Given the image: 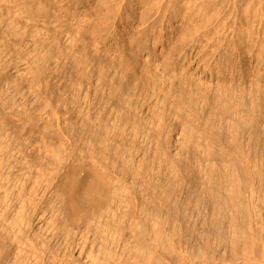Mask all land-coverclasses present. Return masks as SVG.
<instances>
[{
  "label": "rangeland",
  "instance_id": "374dc122",
  "mask_svg": "<svg viewBox=\"0 0 264 264\" xmlns=\"http://www.w3.org/2000/svg\"><path fill=\"white\" fill-rule=\"evenodd\" d=\"M156 1L158 10L149 11L148 20L141 22L136 17L137 0H0V34L9 38L5 25L10 14L21 26L48 33L50 42L56 38L51 43L56 48L48 51L53 55L59 47L69 50L73 37L79 36L76 31L86 27L78 46L71 44V54L97 59L99 67L91 78L97 89L85 87L80 97L87 92L90 98L94 94L107 96L109 90L99 91L97 86L102 77L99 71L104 68V82L116 80L123 87L115 91L113 104H106L105 113L101 112L102 118L108 115L103 118L107 124L104 134H109L116 117L124 114L123 101L128 96L133 99V120L141 122L148 134L123 137L120 142L133 147L131 154L130 150L124 152L117 161L112 152L102 148L104 143H94L93 136L73 139V128L79 133L82 120L78 113L71 114L72 57L68 62L60 57L57 72L42 73L44 97L32 80L37 54L31 48L40 43L44 53L48 46L41 42L45 41L41 36L36 43L24 40V49L16 47L15 51L9 43L12 50L0 53V242H10L8 255L2 253L8 256L4 264H256L252 256L263 252L264 50L263 62L256 57L258 46L246 53L249 27L244 20L233 23L229 17L234 15L233 0H203V5L201 0H178L182 12L192 13V23L175 24L172 31L164 19L169 0ZM42 4L45 8L40 9ZM40 10L47 12L45 18L36 15ZM241 10L236 11L238 20L244 16ZM61 18L66 22L63 29L58 27ZM68 27L72 33L67 35L64 28ZM57 29L64 31L57 35ZM125 49L135 56L132 68L120 62ZM57 60L52 56L50 67L54 68ZM78 104L84 103H73L76 111ZM97 112L100 103L91 109L92 117ZM88 155L92 161H102L96 168L108 175L109 181L128 185L121 194L124 198L131 194L130 189L141 195L139 188L150 183L182 188L177 193L183 199L178 215L172 209L161 213L165 219L155 215L144 219L137 214L132 223L120 219L115 225L111 221L108 231L106 227L97 229L107 219L101 218L106 206L96 212L90 209L88 219L80 216V222L78 218L81 231L72 234L73 238L68 236L76 245L66 248L63 220L56 210L60 205L58 185L71 173V164L91 161ZM107 163L121 171L108 170ZM183 247L188 253L182 258L176 253ZM257 254L260 259L261 253Z\"/></svg>",
  "mask_w": 264,
  "mask_h": 264
},
{
  "label": "bare ground",
  "instance_id": "6f19581e",
  "mask_svg": "<svg viewBox=\"0 0 264 264\" xmlns=\"http://www.w3.org/2000/svg\"><path fill=\"white\" fill-rule=\"evenodd\" d=\"M38 1V0H37ZM103 1V0H102ZM108 1V0H107ZM110 1V0H109ZM177 1L178 0H169L168 1V4H166V6L164 7V10L166 11V15H164V19L167 23L168 26H170V30L172 31V28L175 27L176 25L175 24H188V23H192V19H191V14L192 13H187L186 12H182L181 9L179 8V5L177 4ZM138 4L135 8L136 10V13H137V18H139V20L141 22H146L148 20V13L149 11L153 10V9H156L158 10L159 8V1H154L153 0V3L152 0H137ZM240 0H233L232 2V13H234V15H231L229 17H231L233 19V23L234 22H239L241 20H244L246 22V24L248 25V29H249V32H248V41L250 43V45H248V48L245 47L247 50H246V53L248 52V54H250L252 52V50L257 46V60L259 59L261 62H263V48H264V0H243V3L240 5L239 4ZM109 3V2H107ZM106 3V4H107ZM103 4V3H101ZM105 4V2H104ZM112 4V3H111ZM110 4V5H111ZM201 5L204 4V1L201 0ZM18 5V4H17ZM39 5V4H38ZM44 5V7H40V9L42 8H45V4H42V6ZM37 6V5H36ZM106 6V5H105ZM113 8V5L111 6ZM115 7V6H114ZM242 7V10L241 8ZM134 8V7H133ZM20 9V8H19ZM26 9V8H25ZM107 9H111V8H107ZM106 9V11H107ZM38 10V9H37ZM114 10V9H113ZM133 10V9H131ZM238 10H241L244 12V16L243 18H241L240 20L237 19V13L236 11ZM111 11V10H109ZM108 11V12H109ZM115 11V10H114ZM240 11V12H241ZM106 12V13H108ZM133 12L135 13V11L133 10ZM39 14H36L38 15L39 18H45L47 15H46V11L45 10H40L38 12ZM111 13V12H110ZM115 13V12H114ZM164 13V12H163ZM162 13V14H163ZM8 14V13H7ZM19 14V13H18ZM129 14V13H128ZM241 14V13H240ZM239 14V15H240ZM243 14V13H242ZM13 15V13H12ZM77 16V15H76ZM74 16V17H76ZM237 16V17H236ZM7 19H8V24L6 23V29H7V37L3 36L2 34H0V39L1 42H0V53H9V43H11V45H13V49L15 51L16 47H18V49H20L19 47H23L24 49V46L26 44H23L24 40H33L35 41L34 43L38 42L37 41V38H39L40 36L43 38V41L45 42H41V43H46V46H48V49L45 50L44 53H42V50H43V46H40V45H35L33 48H31L32 50H34V52L36 51V61H34L33 65V71H34V78L32 80L35 81L36 85H37V92L44 96L47 95L46 94V90H45V87H43L42 83H41V75L43 72H45L47 70H49V72L51 71L52 73L55 71L57 72V70L59 69V66H60V60L59 58L63 56L64 59L68 61H71V57H72V61L71 64L73 65V68H75V70L71 71V76L73 75V77H71V103H72V107H71V114H74L76 112L77 114V118L78 120H82L80 121L81 124L79 125L80 130L79 133L77 132V128H73V132L71 134V137H74L73 139H77L78 138H81V137H89V135L92 137L93 136V139L94 140V143L95 142H99V143H104V145H102V148H104V150L106 151H109V152H112V154H114L116 157V161H117V156L118 155H123L122 153L124 152H127L129 151L130 154H131V147H133V145L131 146V143L130 144H126V143H121L123 137L125 136H130L131 134H133L132 136L135 137V135H141L142 132L145 133L143 130H142V124L141 122H136L135 120H133V117L131 116V112H132V105H133V99H131L132 96H128L127 98V101H123L125 102V108H124V114L122 116H117L116 119L114 120V125L112 128H108V131H109V134H104V129H106L105 127H107V124L106 123H103V118H106V117H103L102 118V114L101 112L105 110V106L106 104L110 103V104H113V101L115 100V91H120L122 90V85L121 83H119V86L117 85L116 83V80L115 82H104V73H105V70L104 68L102 70H100L99 72L100 73V77L98 79V84L97 86H100L99 91L100 89H108V93L107 96L105 98H102L99 97V94H98V97H97V94H94L92 98H90L89 96V93H85L83 95V97H80V94L79 92L82 91L85 87H87L86 89H94L96 90L97 87H94L92 84H91V78H94L95 77V73H96V69L99 67V65L97 64V62H99V60L97 59H94V58H89V57H86V56H83L82 55V58H77L75 55H72L71 54V44L69 46V50H65L63 48V50H59L60 47L58 48V51L55 53L54 51V55L53 53L50 54V52L48 51H52V48H56V47H52L51 43L52 41H57L56 38L55 40L52 39V41L50 42L49 40V34L46 33V34H38L39 32L38 31H35L33 29H30L27 27V25H23L21 26V24H19V21H16L13 17L10 16V14L8 16H6ZM63 17V16H62ZM132 17V16H131ZM127 18H129V15L127 16ZM135 18V17H134ZM3 19V18H2ZM1 19V20H2ZM62 19V18H61ZM75 19V18H74ZM6 20V18H5ZM28 20V19H27ZM47 20V19H46ZM131 20V19H130ZM162 20V19H161ZM61 21V22H60ZM59 21V24H58V27H64V24L66 23L64 19L60 20ZM63 21V22H62ZM164 21V22H165ZM1 22H5V21H1ZM64 23V24H62ZM161 23V22H160ZM66 25V24H65ZM106 26V25H105ZM115 26V25H114ZM255 26H257V28L255 29ZM100 27V26H99ZM180 27V26H179ZM186 27V26H185ZM85 28L86 27H83L81 29V31L79 33H75L76 34H79L78 37L74 36L73 37V40H74V43L72 44V46H78V42H79V38H84L85 35H84V31H85ZM155 28V27H154ZM160 28V26H159ZM177 28V26H176ZM58 30L57 29V35L58 34H61L63 33L64 30ZM66 31L65 34L68 35L72 33L70 27L68 28H64ZM79 29V28H78ZM87 29V28H86ZM126 29V28H125ZM168 29V28H167ZM5 30V29H4ZM3 30V32H4ZM60 31V32H59ZM158 31V30H157ZM233 31V30H232ZM48 34V35H47ZM117 34V33H116ZM56 35V36H57ZM235 35V34H234ZM14 37L13 39H11V37ZM55 36V37H56ZM237 36V35H236ZM40 37V38H41ZM91 37V36H90ZM36 38V39H35ZM54 38V37H53ZM67 38V37H66ZM239 39V38H237ZM96 40V39H95ZM233 40V39H232ZM240 40V39H239ZM12 41V42H11ZM48 41V42H47ZM238 41V40H237ZM239 42V41H238ZM258 42V43H257ZM55 43V42H53ZM52 43V44H53ZM58 43V42H57ZM59 45V44H58ZM240 45V44H239ZM45 46V45H44ZM57 46V45H56ZM60 46V45H59ZM94 46V45H93ZM247 46V45H245ZM41 48V49H40ZM77 48V47H76ZM75 48V49H76ZM244 48V49H245ZM28 49V48H27ZM123 49V48H122ZM79 50V49H78ZM256 50V49H255ZM21 51V50H20ZM30 51V50H29ZM48 53H47V52ZM82 51V49H81ZM121 51V50H120ZM28 52V51H27ZM85 52V51H84ZM83 52V53H84ZM123 54L122 55V59H121V64H125L129 67H133L134 66V63L135 62V56L133 54H131L132 52L129 50L128 52V49H125V50H122ZM131 52V53H130ZM242 52V50H241ZM32 53V52H31ZM78 53V51H77ZM25 54V52H24ZM253 54V53H252ZM255 54V53H254ZM7 55V54H6ZM19 55V54H18ZM28 55V54H27ZM72 55V56H71ZM120 55V53H119ZM17 56V55H16ZM52 56H55L57 57V61H58V64L52 68L50 67V61H51V58ZM3 57V56H2ZM13 57V56H12ZM33 57V56H32ZM16 58V57H14ZM13 58V59H14ZM31 58V57H30ZM62 58V59H63ZM11 59V58H10ZM12 60V59H11ZM31 60V59H30ZM32 61V62H33ZM4 62H7V61H4ZM92 62H94L96 65L94 67V64H92ZM147 62V61H146ZM259 62V61H258ZM18 63V62H17ZM100 64V63H99ZM119 65V63H117ZM27 65V64H26ZM64 66V65H63ZM101 66V65H100ZM123 66V65H122ZM28 67V66H27ZM65 67V66H64ZM97 67V68H96ZM95 68V70H94ZM130 68V69H131ZM101 69V67H100ZM126 69V67H125ZM29 70V69H28ZM32 71V70H31ZM46 72V73H47ZM98 72V73H99ZM70 73V72H69ZM32 74V72H31ZM59 75V74H58ZM183 75V74H182ZM45 77H48L46 75H44ZM54 76V75H53ZM52 76V77H53ZM56 76V75H55ZM135 77V76H134ZM104 78V79H103ZM45 79V78H43ZM64 79V78H63ZM114 81V80H113ZM220 84V83H219ZM49 85V84H48ZM47 85V86H48ZM46 86V85H45ZM46 86V87H47ZM193 86V85H192ZM35 87V86H33ZM67 88V87H66ZM96 88V89H95ZM48 89V88H47ZM54 89V88H53ZM65 89V88H63ZM62 89V90H63ZM221 89V88H220ZM91 92V91H90ZM122 92V91H121ZM54 93V92H53ZM57 93V92H55ZM98 93V92H97ZM219 93V92H218ZM221 93V92H220ZM104 94V93H103ZM40 96V97H42ZM92 96V95H91ZM143 96V95H142ZM148 96V95H147ZM141 97V96H140ZM219 97V95H218ZM49 98V97H48ZM53 98V97H52ZM217 97H215L216 99ZM220 98H221V95H220ZM59 99V98H58ZM147 99V98H146ZM213 99V98H212ZM218 100V99H217ZM50 101V100H49ZM73 103L75 105V103H84V104H78V110L76 111L73 107ZM95 103H100V112H97L99 114H97L95 117H92L91 115V109L94 107ZM143 103V102H142ZM218 103V102H217ZM169 104V103H168ZM171 104V103H170ZM211 104V103H210ZM83 105V106H82ZM149 105V103H148ZM146 105V106H148ZM151 105V104H150ZM135 106V105H134ZM214 106V105H213ZM219 106V105H218ZM110 107V106H109ZM137 107V106H136ZM140 107V106H139ZM142 107V106H141ZM150 107V106H149ZM164 107V105H163ZM221 107V105H220ZM118 108V107H117ZM199 108V107H198ZM215 108V107H214ZM226 108V107H225ZM153 109V108H152ZM157 109V108H156ZM161 109V108H160ZM220 109V108H219ZM217 108V110H219ZM223 109V108H222ZM97 110V109H96ZM107 110V109H106ZM120 110V109H118ZM134 110V108H133ZM136 110V109H135ZM164 110V109H163ZM170 110V109H169ZM176 110V109H175ZM215 110V109H214ZM139 111V110H138ZM151 111V110H150ZM149 111V112H150ZM220 111V110H219ZM222 111V110H221ZM225 111V110H224ZM102 112V113H103ZM115 112V111H114ZM122 112V111H121ZM148 112V113H149ZM153 112V111H152ZM172 112V111H169V113ZM174 112V111H173ZM105 113V112H104ZM103 113V114H104ZM119 113V112H118ZM156 113V112H155ZM164 113V112H163ZM162 113V114H163ZM166 113V112H165ZM176 113V112H175ZM220 113V112H219ZM223 113V111H222ZM112 114V113H111ZM120 114V113H119ZM138 114V112H137ZM136 114V115H137ZM143 114V113H142ZM140 114V115H142ZM161 114V115H162ZM174 114V113H173ZM106 115V114H105ZM153 116V115H152ZM114 117V116H113ZM135 117V116H134ZM158 117V116H157ZM137 118V116H136ZM204 118V117H203ZM154 119V118H153ZM163 119V118H162ZM113 120V119H112ZM138 120V119H137ZM142 121V120H141ZM147 121V120H146ZM163 121V120H162ZM143 122V121H142ZM161 122V121H160ZM77 123V122H75ZM75 123H72L75 125ZM109 123V121H108ZM194 123V122H193ZM149 124V122L147 123ZM159 124V123H158ZM164 124V123H163ZM78 125V123H77ZM76 125V126H77ZM110 125V124H109ZM108 125V126H109ZM150 125V124H149ZM145 126V125H144ZM158 126V125H157ZM164 126V125H163ZM72 127H74L72 125ZM111 127V126H109ZM130 127V130L127 132V129ZM152 127H153V123H152ZM160 127V126H159ZM166 127V126H165ZM148 129V128H147ZM146 129V130H147ZM145 130V129H144ZM149 130V129H148ZM107 131V129H106ZM153 131V130H152ZM151 132V131H150ZM164 132V131H163ZM155 133V132H154ZM146 134V133H145ZM156 134V133H155ZM161 134V133H160ZM164 134V133H162ZM87 135V136H86ZM148 134H146L147 136ZM76 136V137H75ZM145 136V135H144ZM150 136V134H149ZM157 136V135H156ZM241 137V136H240ZM131 138V137H130ZM130 138L128 140H130ZM137 138V137H136ZM158 138V137H157ZM76 139V140H77ZM140 139V138H139ZM145 139H147L145 137ZM150 139H152V137H150ZM124 140V139H123ZM127 140V141H128ZM133 140V139H132ZM162 140V139H161ZM165 139H163L164 141ZM230 140V139H228ZM75 141V140H74ZM81 141V139H80ZM90 141V140H89ZM88 141V142H89ZM121 141V142H120ZM135 141V140H134ZM133 141V142H134ZM142 141V140H141ZM152 141V140H151ZM156 141V140H155ZM160 141V140H158ZM232 141V140H231ZM83 142V141H82ZM81 142V143H82ZM87 142V143H88ZM92 142V141H91ZM140 142V141H139ZM138 142V143H139ZM149 142V140H148ZM229 142V141H228ZM234 142V141H233ZM72 143V141H71ZM151 143V142H150ZM156 143V142H155ZM230 143V142H229ZM89 144V143H88ZM140 144V143H139ZM159 142L156 144L158 145ZM234 144V143H233ZM95 145V144H94ZM136 145V144H135ZM149 145V144H148ZM139 146V145H138ZM144 146V145H143ZM147 146V145H145ZM153 146H155L153 144ZM162 146V144H161ZM230 146V145H229ZM228 146V147H229ZM232 146V145H231ZM163 147V146H162ZM161 147V148H162ZM223 147V146H222ZM136 148V147H135ZM149 148V147H148ZM158 148V147H157ZM235 148V147H234ZM73 149V148H72ZM144 149V148H142ZM135 150V149H134ZM145 150V149H144ZM147 150V149H146ZM156 150V148H155ZM159 150V149H158ZM136 151V150H135ZM142 151V150H141ZM87 152V151H86ZM180 152V151H179ZM233 152V151H232ZM236 152V151H235ZM134 153V152H132ZM142 153V152H141ZM90 154V153H89ZM74 155V154H73ZM72 155V156H73ZM125 155V154H124ZM129 155V154H128ZM83 156V155H82ZM85 156V155H84ZM92 156V155H91ZM81 157V155L79 156ZM93 157V156H92ZM95 157V155H94ZM150 157V156H149ZM88 158L90 159V156L88 155ZM107 158V157H106ZM122 158V157H121ZM126 158L129 159V157L127 156ZM84 159V158H83ZM94 159V158H93ZM124 159V158H123ZM76 160V159H74ZM73 160V161H74ZM88 160V159H87ZM91 160V159H90ZM94 160H97V159H94ZM93 160V161H94ZM105 160V159H104ZM111 160V159H110ZM125 160V159H124ZM144 160V158H143ZM92 160L91 161H84L82 163H79V164H76V165H73L71 164V173H67L64 175L63 177V181L61 180V184L58 185V191H57V194L58 192L60 193L59 195V199L58 202L60 201V205H58V207L56 208V210L59 211V217L61 216L60 220H63V227H62V230L63 232L65 233V238H64V246L66 248H69L71 246V248H73L76 244L72 242V240L70 241V238L68 237L69 235H71V238H73V235L72 234H75V233H79L81 230H80V225H79V221L81 220L79 217L80 216H83L85 217L86 219L89 218V210H93V212L98 209L100 210L102 207L106 206V209H104V214L103 216L101 217V214L99 215L101 218H107L105 220V222L103 223L102 220V223L98 224L97 226V229H101L102 227H106L104 228L108 230V226H109V223L111 221H113V223H115V225L120 221V219H125V221H129L132 223L134 217H136L137 214H140V216H142L144 219H147L149 216L151 215H155L156 218H159L161 217V219H165V217L163 218L161 213L162 212H166V211H170L171 209L174 211L173 213L178 215V212L180 211V207L178 206L179 203H181V201L183 200L182 198H180V196L182 197V194H180V196H177V193L178 192H181V189L182 188H177V187H174L172 185H166V184H145L143 185L142 187H140L139 189L141 190V195H137L135 194L137 192V189L136 191H131L134 192H130V190L128 191L129 193H131L129 196H125L126 198H124V196L122 197V192L126 189V186L125 184L122 185L123 183H119L118 181L116 183H114V181H109L108 178L109 176L106 175V174H103L100 172V170H98L96 168V164H100L102 161H94L93 162ZM123 161V160H121ZM126 161V160H125ZM140 161V160H139ZM1 162V161H0ZM80 162V161H79ZM109 162V161H108ZM113 161H110V163H112ZM124 162V161H123ZM106 164L105 167L109 170V167L113 168V171L116 169L119 168V171H121V168L114 165V164ZM145 163V162H144ZM123 164V163H122ZM142 164V163H141ZM124 165H126L124 163ZM127 167V165L125 166ZM123 167V168H125ZM133 168V167H132ZM144 168V167H143ZM150 168V167H149ZM154 168V167H153ZM128 169V168H127ZM141 169V168H140ZM124 170V169H123ZM122 170V172H123ZM70 172V170L68 171ZM109 172V171H108ZM132 172V171H131ZM134 172V171H133ZM180 172V171H179ZM113 173V172H112ZM119 173V172H118ZM111 174V173H110ZM146 174V173H145ZM180 175V174H179ZM133 176V175H132ZM152 177V176H151ZM116 178V177H115ZM111 179H112V176H111ZM138 179V178H137ZM167 182V181H166ZM169 182V181H168ZM167 182V183H168ZM143 183V182H142ZM141 183V184H142ZM173 184V183H172ZM136 185V184H135ZM176 186V185H175ZM132 186H130L131 188ZM138 187V185H137ZM133 188V187H132ZM211 188V187H210ZM113 189V191H112ZM129 188L127 187V190ZM207 189V188H206ZM214 189V188H213ZM209 189H207L208 191ZM211 190V189H210ZM216 190V189H215ZM112 191V192H111ZM183 191V190H182ZM112 193V200H111V204H109V193ZM126 192V191H125ZM140 192V191H139ZM173 192H176V194L174 195ZM209 192V191H208ZM213 192V191H212ZM110 193V194H111ZM184 193H187L186 191ZM211 193V192H210ZM179 194V193H178ZM188 194V193H187ZM214 194V193H212ZM186 195V194H185ZM189 195V194H188ZM210 195V194H209ZM208 195V196H209ZM185 197V196H184ZM183 197V198H184ZM213 197V196H212ZM58 198V197H57ZM124 198V199H123ZM188 198V197H187ZM186 198V199H187ZM185 200V198H184ZM188 200V199H187ZM212 200V199H211ZM216 201V199H214ZM219 200V199H218ZM194 201V199L192 200ZM191 201V202H192ZM210 201V196H209V200ZM213 201V200H212ZM188 203L189 201H185V203ZM190 202V203H191ZM218 202V201H217ZM183 204L184 201L182 202ZM186 203V204H187ZM216 203V202H215ZM219 203V202H218ZM57 204V203H56ZM189 204V203H188ZM123 207H125L124 209H122ZM167 207H170L168 208L167 210H161V209H164V208H167ZM217 207V206H216ZM182 209V208H181ZM212 210H215V209H212ZM119 211V213H117ZM96 212V211H95ZM98 212V211H97ZM97 214V213H96ZM95 214V215H96ZM121 214V216L119 215ZM181 214V213H179ZM112 215V216H110ZM78 216V217H77ZM88 217V218H87ZM93 217V216H92ZM91 217V218H92ZM78 218H79V221H78ZM95 218V217H94ZM104 218V219H105ZM93 219V218H92ZM103 219V220H104ZM96 218L94 219V222H95ZM99 220V219H98ZM78 221V222H77ZM84 221V220H83ZM82 221V222H83ZM135 221V219H134ZM66 222H68L66 224ZM81 222V221H80ZM92 222V221H91ZM70 223V225H68ZM99 223V222H98ZM125 224V222H123ZM136 223V222H135ZM96 223H94L95 225ZM113 224H111L112 226ZM126 225V224H125ZM124 225V226H125ZM129 225V224H128ZM195 225V224H194ZM110 226V228H111ZM124 226L122 225V228H124ZM131 226H133L131 224ZM135 226V225H134ZM133 226V227H134ZM114 228V225L113 227ZM111 228V229H112ZM121 227H117V229H119ZM121 228V229H122ZM126 228V227H125ZM130 228V227H128ZM132 228V227H131ZM4 229V228H3ZM127 229V228H126ZM106 230V231H107ZM110 230V229H109ZM108 230V231H109ZM114 230V229H113ZM2 231V230H1ZM103 232V231H102ZM105 232V231H104ZM115 232V231H114ZM122 232V231H120ZM6 233V232H5ZM118 233V232H117ZM76 234V235H77ZM116 234V233H115ZM4 235V233H3ZM112 235V234H111ZM110 235V237H111ZM114 235V233H113ZM118 235V234H117ZM2 236V235H1ZM5 236V235H4ZM75 236V235H74ZM114 238V237H113ZM6 239V238H5ZM10 240V239H9ZM116 240V239H115ZM9 242V241H8ZM8 242L6 241V243H3L2 241L0 242V254L2 253H6L7 254V250H8ZM113 242V241H112ZM111 242V243H112ZM10 243V242H9ZM117 243V242H116ZM10 245V244H9ZM74 245V246H72ZM109 246V245H108ZM113 249V248H112ZM182 248H180V251H177L178 254L176 253V255H179L181 256L182 258L186 255L185 254V250H184V247H183V250H181ZM63 250V249H61ZM67 250V249H66ZM69 250V249H68ZM71 252V251H70ZM261 253V255L259 254L260 256V259L258 257V254L257 253ZM259 252H256V254H254L252 257L256 260H254V262L256 264H264V250L263 252L262 251H259ZM188 253V252H186ZM3 255V254H2ZM8 255V254H7ZM174 256V255H173ZM8 256H6L5 254L3 256H0V264H4V260L7 259ZM177 257V256H176ZM252 258V259H253ZM3 261V262H2ZM253 261V260H252ZM6 262V261H5ZM16 262V261H15ZM11 263V262H10ZM13 264V263H12ZM17 264V263H16ZM249 264V263H248Z\"/></svg>",
  "mask_w": 264,
  "mask_h": 264
}]
</instances>
